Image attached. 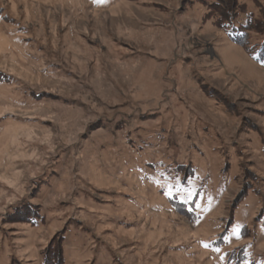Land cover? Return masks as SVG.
<instances>
[{
	"label": "rangeland",
	"instance_id": "1",
	"mask_svg": "<svg viewBox=\"0 0 264 264\" xmlns=\"http://www.w3.org/2000/svg\"><path fill=\"white\" fill-rule=\"evenodd\" d=\"M214 1L0 0V264H264V0Z\"/></svg>",
	"mask_w": 264,
	"mask_h": 264
},
{
	"label": "trees",
	"instance_id": "2",
	"mask_svg": "<svg viewBox=\"0 0 264 264\" xmlns=\"http://www.w3.org/2000/svg\"><path fill=\"white\" fill-rule=\"evenodd\" d=\"M214 4L222 6V9H220V11L217 13L219 22L221 25L224 24L225 27H228L229 32L235 35L234 37L235 39L244 38L243 37L244 34L245 33L247 34L248 30L254 27L253 24L256 25V22L255 21L252 22L251 18H248V16L245 17L244 19L245 21L244 20L238 21V15L245 14L242 6L240 5L233 6L232 3H229L228 1H224V0H215ZM236 26L239 27L235 29ZM262 42H263L262 45L255 44V46H253L252 48L254 49L252 53L253 55L254 52H258L259 54V52H261L262 49H264V41ZM60 262H61V258L59 257L54 264H60Z\"/></svg>",
	"mask_w": 264,
	"mask_h": 264
},
{
	"label": "snow or ice",
	"instance_id": "3",
	"mask_svg": "<svg viewBox=\"0 0 264 264\" xmlns=\"http://www.w3.org/2000/svg\"><path fill=\"white\" fill-rule=\"evenodd\" d=\"M175 188L176 189V194H179L181 192H183L184 194V202L185 203H192L196 208H199L200 205L197 204L196 202V197L200 196V193L193 187V188H186V187H182L179 183V181L177 180L176 183H171L168 186V191L166 192V195L168 196H172L174 193L172 191V189ZM233 234H238L239 233V225H237L236 227H234L232 229ZM222 239L227 242L228 237L227 236H223ZM205 247H208V245H205ZM215 252L220 253L221 249L219 247H216L214 249ZM219 259L221 261L227 259V254L225 255H221L219 257Z\"/></svg>",
	"mask_w": 264,
	"mask_h": 264
}]
</instances>
